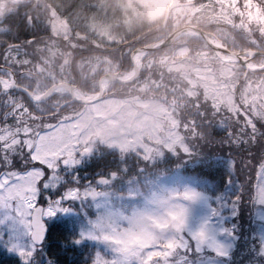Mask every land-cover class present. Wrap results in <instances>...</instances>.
Listing matches in <instances>:
<instances>
[{
	"label": "rangeland",
	"instance_id": "rangeland-1",
	"mask_svg": "<svg viewBox=\"0 0 264 264\" xmlns=\"http://www.w3.org/2000/svg\"><path fill=\"white\" fill-rule=\"evenodd\" d=\"M36 1L0 0V16L14 3L34 4ZM138 1L149 6V9H146V13L150 19L160 15L158 0ZM169 1L164 0L165 5H168ZM205 1L214 4V7H207L209 5H206L202 8L196 0H176V5L172 6L170 15H175L177 19L184 18L187 21L194 20L195 22L215 20L218 26L211 32L224 43L232 45V47L240 44L245 47L256 45L264 48V4L262 5L260 2L253 0H243L247 6L251 7H246L245 5L240 7L238 4L237 7L235 0ZM207 11L210 14L205 18ZM190 24L195 23L191 21L188 25ZM232 27L234 34H238L236 38L229 32ZM190 31L189 28H186L171 39L184 43L181 47H176L178 48L176 55L174 52L169 53L172 48L163 53H153L152 50L148 53L145 61V65H151L155 61H159L160 70L170 71L171 78H175L178 83L181 82L180 78L186 73L182 77L185 83L177 87L178 96L170 94L165 101L151 99L153 81L148 76L149 72H146L138 85L135 86L137 91H146L145 95L148 96L146 99L139 98L134 95V92H131L133 84L114 83L110 78H107V80L102 81V85L104 89L106 88L105 93L108 95H102L95 98L94 101L82 102L81 104L67 102L66 106L63 105V108H60L56 106L60 99H63L61 97L62 93L67 92L62 87L56 91V97H52L51 101L49 100L45 104L46 106L42 107L40 104L36 107L42 113L44 111L48 112L45 114L44 119L38 118L41 120L40 126H48L54 119L68 118L70 115L76 116L69 121L60 122V125L53 127L54 129L52 128L46 133L41 132L42 134L38 137L32 152L29 151L31 134L39 124L35 126L28 125L32 129L25 130L24 144L21 148L17 140L19 134L13 132L18 127V124H23L33 119V113L29 109L31 104H27V106L20 99L16 102V98L13 97L5 100L3 104H5L6 110L12 111L11 108L18 107L19 112L17 114L20 116L14 115L13 121L10 119L7 122L8 117L4 124L0 120V171L2 172L0 173V182L13 186L18 183L17 177L32 175L34 176L33 190L37 187L36 181H39V184L42 183V185H38L41 190L44 184L47 183L50 185V190L55 193L60 186L58 193L52 197L53 208H57L55 201L61 193L64 194L66 203L71 201L67 200V198H73V200L78 197L81 198V196L86 194L84 191L90 192L92 185L87 183L85 188L80 187L81 178L78 171L81 174L82 168H78L80 165L79 152L82 148H85L87 155L94 149L93 145H91L94 141L90 139H96L108 147L118 149L122 154L130 150H136L151 161L155 159L162 160L164 153L175 154L177 150L185 152L190 150L194 155L188 159L190 162L205 154L208 156L228 157L230 160L235 161L241 169V178L254 179L255 189L259 192L261 187L264 186V74L247 69L242 76L237 72H240L242 66H240V70H236V73L233 61L221 58L224 57L223 53L219 51L220 57L213 49L204 44V40L192 37L193 34ZM188 37H190V40ZM45 38L47 41L43 45L35 43L38 39L29 38L27 41L17 42L21 44V47L12 45L14 47L9 46L4 50L18 54V59L12 58L11 55V57H6L9 65L6 64L4 66L3 80L10 82L16 74L15 70L24 67L23 73L25 72V75L31 74L34 78V83L37 84L33 90V93L37 94L42 91L46 83L48 84V81L54 83L71 79L72 71L69 65L71 64L72 53L68 52V49L63 52L61 65L62 67L64 65L68 66L69 69L66 72L64 71L63 75L64 73H70L68 77L62 76L59 73L60 64L56 59V52L59 47L51 46L48 41L50 38ZM186 42L188 43L187 45L185 44ZM68 43L71 45L70 42ZM94 44L98 45L97 43ZM171 45L175 46V43L173 42ZM24 50L32 53L30 57L23 59ZM27 51H25L26 54ZM133 52L134 50L129 52L130 58L133 56ZM98 53L101 54L98 55ZM4 54L6 55V53ZM106 55L107 53L101 50L80 53L73 60V66L79 72V78L86 74L83 72L86 67L88 68L87 72L92 73L95 71L99 66L100 58H106L101 66L103 68L102 74L108 72L116 73L112 66V60L107 58ZM141 56L142 53L137 52L136 59H140ZM263 62L264 59L257 62L250 61L249 63L253 66V64L260 65ZM165 63L166 66L164 68ZM183 63L187 65L185 70L178 67L182 66ZM12 64H14L15 68ZM56 66H58V70H55ZM6 67L11 70H7ZM130 69L131 64L129 69L116 74H118V77H131L133 73ZM181 71L184 73L181 74ZM100 76L93 81L96 87L97 84L95 83ZM172 79L167 82L169 89H174V85L171 83ZM206 79L209 83L208 87L211 85L208 93H204L201 96L197 95V97L187 96L188 92H194V88L197 91L201 89V86L196 84V81L203 84ZM72 82L74 84L71 89L73 94H80L85 97L97 96L94 92L79 91L80 88L77 86V82ZM4 84L2 83L3 86H5ZM108 87L115 89L116 93L119 94L121 91L127 92L124 97H121V95L110 96ZM174 91L176 92L175 89ZM160 96L164 98L163 95ZM7 97L8 95H6ZM175 106L188 107L190 114L186 118H179L173 108ZM72 108L75 109V115L72 113ZM24 127L26 128V125ZM10 136L12 138H9ZM34 161H40V163H34ZM48 163H51L53 169L51 172H49L48 168L43 167L44 164ZM28 164H31L29 170L23 167ZM42 168L44 173L43 180L40 179L39 175ZM20 169L23 172L28 171L21 173ZM52 177H55V179H52ZM110 179L108 177V179H100L98 182V188L102 187L93 199V206L98 210L92 212V217L96 215V212L102 211L103 206L117 209L124 206L131 207L142 199V193H147L139 190L131 191L128 188L121 196H116L119 203L123 201L124 205L114 204L116 202L111 201L108 195V192H111L112 185ZM73 181L76 182L74 183ZM161 185H176L181 188L187 186L188 188L201 191L194 187L193 183L182 180L179 182L168 181L161 183ZM92 193L91 191L89 194L92 195ZM43 206L47 209L49 205L44 202ZM206 211L207 209L202 202L193 204L190 222L195 223L197 219L206 214ZM57 212H54V216ZM86 223L91 224L89 221ZM89 231H91V236L87 235ZM84 232L86 236L94 239L98 245L103 247L102 250L98 251L96 259L102 263L108 261L110 264L114 254L111 252L109 244L102 239L100 230L94 228L91 224L84 229ZM104 250L110 251L109 254L104 255V252L107 253Z\"/></svg>",
	"mask_w": 264,
	"mask_h": 264
},
{
	"label": "trees",
	"instance_id": "trees-1",
	"mask_svg": "<svg viewBox=\"0 0 264 264\" xmlns=\"http://www.w3.org/2000/svg\"><path fill=\"white\" fill-rule=\"evenodd\" d=\"M196 1H198V4H200L202 8L206 5H209L207 7H214V4L206 2L205 0ZM253 1H258L262 5L264 4V0ZM237 4L240 7L244 5L246 7H251L247 6L243 0H236V5ZM147 8L149 9L147 4H141L138 0H37L34 4L24 2L14 3L0 16V53L9 46L14 47L12 45H14L15 42H20L22 40L27 41L29 38H36L38 40L35 43L43 45L47 41L45 37H48L50 38L48 41L51 43V46L59 47L56 52V59L60 64L59 73L65 77H68L70 73H64L63 75V72L69 69L68 66L64 65L62 67L61 65L63 62V52L68 49V52H71L73 55L70 60L71 64L69 65L72 71L71 79L69 80L75 81V83L77 82V86H79L80 90L94 91L96 90V85H94L93 81L103 73V68L101 66L104 64L106 58H100L98 68L92 73L87 72V67L84 68L83 72L86 74L79 78L80 75L73 66V60L76 59L80 53L96 52L100 50L105 51L107 53V58L112 60L114 71L120 74L126 69H129V52L137 45L155 42L163 38L168 31L176 26L191 21L206 29H214L218 26L215 20H206L204 22H195L194 20L187 21L184 18L177 19L175 15H170V12L165 24H162L163 11H161L159 16L150 19L146 13ZM209 14L210 12L207 11L205 18H207ZM233 27L229 32L236 38L238 34H234ZM188 39L190 40V37H188ZM68 42H70L71 45H69ZM173 42L175 46L171 45ZM185 44L187 45L188 43L186 42ZM225 44L230 48L242 49L245 47L240 44L233 47L227 43ZM182 45H184L183 42L172 40L169 44L154 49L152 52L163 53L172 48L169 53L174 52L176 55L178 51L176 47H181ZM245 45L247 44L245 43ZM251 46L259 49L261 48L256 45ZM72 50L74 51L72 52ZM149 52L150 51L146 52L142 56L136 75L131 80L124 83L133 84V89L130 91L134 92V95L139 98L146 99L148 97L145 95L146 91H137L135 86L138 85L146 72H149L148 76H150L153 81L151 99L165 101L166 97L170 94L178 96L177 92L179 91H177V87L185 83L182 77L185 76L186 73L181 71V74L184 73V75L180 78V83H178L175 78H173L175 79V81H173L170 71L165 69L162 71L160 70L159 61H155L151 65H145L146 57ZM100 54L101 53H98V55ZM262 59H264V57L260 55L253 58V60L256 61ZM233 65L235 66V72L236 70H240V63L233 62ZM165 66L166 63L164 64V68ZM178 67L185 70L187 65L183 63L182 66ZM55 70H58V66H56ZM244 71V68L241 67L240 72H237L243 76ZM74 72H76L75 75ZM255 72L262 74L260 70ZM171 79V83L174 85L176 92L174 89H169L167 85V82L171 81ZM196 84H199L201 89L197 91L194 88V92H188L187 96L197 97V95L201 96L209 92L208 89L211 85L208 87L209 83L207 79L203 84L198 81H196ZM0 92L5 93L7 90H1ZM109 92L110 96L121 95V97H124L127 91H121L119 94L116 93L115 89L113 90L109 87ZM160 95H163L164 98ZM5 100H8L6 96H0V104ZM26 100L29 99L26 97ZM173 108L181 119L186 118L190 114L188 107L175 106ZM14 109V111H18L19 108L16 107ZM4 113L3 110L0 111V115ZM9 138L12 137L10 136ZM90 140L94 141H92L93 143L91 144L94 149L87 155L82 156V173L80 174L78 171V174L81 178V188H85L87 183L92 185V189L90 190V192H93L92 195L89 194L90 192L87 193V191H84L86 194L84 196L80 195L81 198L78 197L74 200L73 198H67V200L71 201L56 206L67 208L68 210L66 212L58 211L54 217L48 220V225L61 233H66L71 236H75L76 233L91 225L86 222L89 221V217H92V212L98 210L93 207V199L97 196L96 193L100 192L102 187L98 188L99 185L95 178L98 174L106 175L111 178V192H108L111 201L115 200L114 196H121L128 187L131 191L139 190L148 192L150 189L157 188L161 183H166L168 181L179 182L182 180L191 182L198 190L204 191L209 195H214L216 192L222 190L225 181H230L234 194L243 193L245 200L250 197L253 189H255L254 179L241 178V169L235 161L230 160L228 157L208 156L205 154L190 162L188 159H190V156H194L190 150L188 152L177 150L175 154L170 152L164 153L161 158L162 160L155 159L151 161L136 150H130L122 154L118 149L108 147L98 142L96 139ZM30 165L31 164H28L23 167H25V169H30ZM26 172L27 171H25V173ZM38 185H42V183ZM58 190H60V186L57 188V191ZM57 191L55 193L50 190L49 194L54 197L55 194L58 193ZM41 203L43 205L44 201L41 200ZM247 214L248 210H243L241 220L244 223H248ZM86 238L89 242L86 243L82 249L86 259L81 260V264H89V261L91 264H96L97 253L99 250H102L103 247L98 245L94 239L88 236H86ZM109 252L110 251H107V253L104 252L103 254L106 255L109 254ZM0 258L5 259L7 264H18L17 258L13 254L8 253L3 247H0ZM100 264H104V262H100Z\"/></svg>",
	"mask_w": 264,
	"mask_h": 264
},
{
	"label": "snow or ice",
	"instance_id": "snow-or-ice-1",
	"mask_svg": "<svg viewBox=\"0 0 264 264\" xmlns=\"http://www.w3.org/2000/svg\"><path fill=\"white\" fill-rule=\"evenodd\" d=\"M43 167L53 170L51 163ZM39 175L43 180V168ZM16 179L13 186L0 182V247L13 254L18 264H81L86 259L82 249L89 242L84 230L71 236L48 225L55 211L68 210L52 207L50 185L33 190L34 176ZM41 200L49 205L47 209ZM65 202L61 193L55 204ZM197 202L207 211L191 223L192 205ZM171 204L178 210L169 213L170 228L134 230L137 242L111 247L114 257L110 264H264V186L259 192L253 189L247 200L243 193L234 194L230 181L214 195L186 188ZM245 209L248 223L241 220ZM154 223L155 229L161 228ZM87 235L91 236V231ZM145 235L150 237L147 242ZM0 264L7 261L0 258Z\"/></svg>",
	"mask_w": 264,
	"mask_h": 264
},
{
	"label": "clouds",
	"instance_id": "clouds-1",
	"mask_svg": "<svg viewBox=\"0 0 264 264\" xmlns=\"http://www.w3.org/2000/svg\"><path fill=\"white\" fill-rule=\"evenodd\" d=\"M158 10H166L164 0H158ZM186 188L188 187L160 185L149 190L146 194L142 193V199L131 207L124 206L117 209L103 206L102 211H98L95 216L88 218L89 223L100 230L102 239L110 247H127L129 244L137 242L134 230L141 227L155 231L170 228L173 222L169 213L178 210L171 204V201L178 198ZM154 222H158L161 228L155 229ZM148 239L150 237L145 235L144 242H147Z\"/></svg>",
	"mask_w": 264,
	"mask_h": 264
},
{
	"label": "water",
	"instance_id": "water-1",
	"mask_svg": "<svg viewBox=\"0 0 264 264\" xmlns=\"http://www.w3.org/2000/svg\"><path fill=\"white\" fill-rule=\"evenodd\" d=\"M173 5H176V0H171L169 2V4L167 5L166 7V10L164 12V16H163V23L165 22V19L168 15V12H169V9L173 6ZM185 28H189L191 29L192 32H195V33H198L200 36H202V38L206 41V43L211 46L213 49L215 50H220V51H223L225 53H227L228 55H231V56H234L237 60H239L243 66H245L246 68H253V69H260V68H263L264 67V64L261 65V66H253V67H250L246 64V61L247 59L250 58L251 55H264V51L263 50H248V56L245 57L243 56V52H235V51H232L228 48H226L224 45L220 44V43H216V42H213L212 39L210 38V33L206 30H203L201 29L200 26L198 25H194V24H190V25H185V26H181V27H178L174 30H172L171 32H169L164 39L162 40H159L157 42H154V43H149V44H145V45H142V46H138L136 47L135 49H141L142 51H147V50H152V49H155V48H158V47H161L165 44H167L170 39H172V37L174 35H176L177 33L181 32L182 30H184ZM134 49V50H135ZM131 60V63H132V71H133V76L135 75V73L137 72L138 68H137V64L136 62L130 58ZM107 76L110 77V79H113V80H116L118 82H123V81H127L129 79H131L133 76L131 77H118L115 75V73H108L106 74ZM101 78L98 79V92H97V96L96 97H90V98H82V97H79V96H75L72 94L71 90H70V87L71 85L68 84V83H64L66 85V87L68 88V91H69V94L71 96V98L73 100H77V101H81V102H88V101H91L95 98H98L102 95L103 93V87L101 86ZM7 87H12V88H17V89H20V90H23L27 93V95L29 96V98L33 99V100H38V99H43L45 98L49 93H50V90L54 87V85H51L49 86L44 94L42 95V98H37L36 96H33L27 89H25L24 87L16 84L14 81H11V83L7 86ZM4 88V86H3ZM85 151L83 150V153Z\"/></svg>",
	"mask_w": 264,
	"mask_h": 264
},
{
	"label": "flooded vegetation",
	"instance_id": "flooded-vegetation-1",
	"mask_svg": "<svg viewBox=\"0 0 264 264\" xmlns=\"http://www.w3.org/2000/svg\"><path fill=\"white\" fill-rule=\"evenodd\" d=\"M33 32V31H32ZM16 47H21V44H19V43H17L16 45H15ZM25 51H27V50H24L23 51V59L24 58H28V57H30V51H27V54L25 53ZM4 53H6V55L4 54ZM12 56V58H14V59H18L17 57H18V54H13V52L12 53H10V52H6V51H3L2 53H0V76H2L3 75V72H4V66L7 64L8 65V62H7V60H6V57H11ZM13 65V67H14V64H12ZM15 68V67H14ZM23 69H24V67L23 68H17L15 71H16V74L14 75V79L16 80V82L18 83V84H20V85H23V86H25L26 88H28L31 92H34L33 90H34V87L35 86H37V84H35L34 82V78H33V76H31V74H29L28 73V75L26 74H24L23 73ZM21 71V72H20ZM59 82V81H58ZM50 83H52V81H50L48 84L46 83V85L44 86V88L42 89V90H44ZM57 90H59V88L58 87H55V88H53L52 89V91H51V93H50V95L48 96V97H46V99H44V100H41V101H35L36 103L35 104H32L30 101H27L26 100V94H24L22 91H20V90H17V89H13V88H9L8 89V91L7 92H2V93H4L3 95H8V97H13V98H16V99H20L23 103H26V104H28V105H30V111L32 112V113H34L33 114V120H35V121H41L40 119H38V118H41V119H44L45 118V114L46 113H48V112H46V111H44L43 113L42 112H40L39 110H37L36 109V107L38 106V105H42V107H44V106H46L45 104H47L48 102H49V100L51 101V98L52 97H56V94H57ZM56 92V93H55ZM1 94V93H0ZM55 94V95H54ZM2 94L0 95V96H3ZM36 105V106H35ZM5 106V104H3V102L1 103V108L2 107H4ZM56 107H59L58 105L56 106ZM9 111H10V113H9ZM6 110V114L5 115H1L0 116V120L1 121H3V122H5L6 121V119L8 118V120H7V122L11 119L12 121H13V116L14 115H16V113H13V112H11V110ZM9 115V116H8ZM11 121V122H12ZM29 122H32L31 120L30 121H27V122H25V123H23V124H18V127L15 129V133H18L19 134V136H18V138H17V140H18V144L20 145V148L23 146V144H24V136H25V130L28 128V124H29ZM22 125V126H21ZM26 125V128L24 127ZM25 128V129H24ZM23 149V148H22ZM30 151V150H29ZM31 152V151H30ZM80 160V159H79ZM79 162H81V160L79 161ZM79 166H81V165H79Z\"/></svg>",
	"mask_w": 264,
	"mask_h": 264
},
{
	"label": "bare ground",
	"instance_id": "bare-ground-1",
	"mask_svg": "<svg viewBox=\"0 0 264 264\" xmlns=\"http://www.w3.org/2000/svg\"><path fill=\"white\" fill-rule=\"evenodd\" d=\"M137 52H138V51H135V52H133V59H134V61H135V62H136V60H137V59H136V58H137ZM103 80L105 81V80H106V78L104 77V78H103ZM7 82H8V81H6V80H3V83H5V84H6ZM79 96H81V97H82V95H80V94H79Z\"/></svg>",
	"mask_w": 264,
	"mask_h": 264
}]
</instances>
